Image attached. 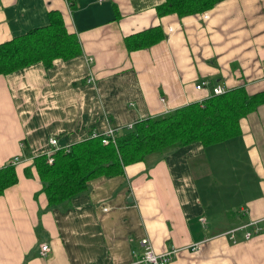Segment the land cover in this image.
<instances>
[{
  "label": "crops",
  "instance_id": "1",
  "mask_svg": "<svg viewBox=\"0 0 264 264\" xmlns=\"http://www.w3.org/2000/svg\"><path fill=\"white\" fill-rule=\"evenodd\" d=\"M163 2L0 0V44L58 11L81 47L48 70L0 76V168L25 159L0 197V264H138L142 239L157 254L175 250L169 264H264V104L233 140L149 156L65 206L49 207L42 192L31 158L52 138L70 148L201 103L215 86L264 91V0H224L183 18L159 17ZM155 27L161 42L127 51L126 37ZM255 227L263 231L245 240Z\"/></svg>",
  "mask_w": 264,
  "mask_h": 264
},
{
  "label": "trees",
  "instance_id": "2",
  "mask_svg": "<svg viewBox=\"0 0 264 264\" xmlns=\"http://www.w3.org/2000/svg\"><path fill=\"white\" fill-rule=\"evenodd\" d=\"M224 0H164L156 7L159 17L179 18L202 14ZM160 27L124 39L127 51L147 49L164 39ZM81 54L75 34L70 33L58 11L48 14L45 26L29 29L0 44V76H8L41 64L45 70L54 62L68 61ZM264 104V91L249 95L244 88L213 95L201 103L189 104L167 114L141 120L130 129L122 128L115 143L103 145L101 138H89L54 155L52 164L45 156L33 160L48 206H65L84 193L99 177L118 176L123 168L145 162L149 156L195 143L211 147L241 136L240 119ZM28 175V173H27ZM15 166L0 168V197L17 184Z\"/></svg>",
  "mask_w": 264,
  "mask_h": 264
},
{
  "label": "built area",
  "instance_id": "3",
  "mask_svg": "<svg viewBox=\"0 0 264 264\" xmlns=\"http://www.w3.org/2000/svg\"><path fill=\"white\" fill-rule=\"evenodd\" d=\"M93 78L89 77L87 82L88 83H93ZM204 86V84L202 85H198L196 87L197 90H200L202 87ZM226 89L221 87V86H215L213 89H212V93H211V96L213 95H222L224 93H226ZM163 101V100H162ZM132 127V125H127L125 128L127 129H130ZM121 128H109L107 129L104 133H101V134H97V133H93L90 135L89 138H101V142L103 145H108V144H113L114 146L116 145L115 143V137L117 135V133L120 131ZM88 138V139H89ZM69 148H61L58 146L57 144V140L55 138H52L49 140V148L45 151H43L42 153H37L35 155V157H32L31 159H35L37 157H40V156H45L47 158V163L48 164H52L53 163V160H54V155L59 152V151H68ZM30 159V160H31ZM25 159H23L22 157L20 156H16L14 157L11 161H10V164L12 166H17L19 164H21L22 162H24ZM239 229H235V230H232L230 231L228 234L230 235V239L233 240V237H234V233L236 231H238ZM263 230L259 227H255L254 228V232L252 233H245V240H249L252 235L255 233V234H258L260 232H262ZM140 245L142 247V253L140 254V256L138 257V260H137V263L138 264H169L171 263V261L174 259L175 257V253L176 251L175 250H170V251H167V252H164V253H161V254H157L153 248H152V245L151 243L149 242L148 239H142L140 241ZM49 251V248L47 245H42L41 246V255L42 256H45L46 253Z\"/></svg>",
  "mask_w": 264,
  "mask_h": 264
}]
</instances>
